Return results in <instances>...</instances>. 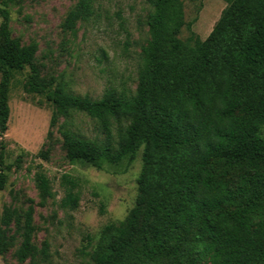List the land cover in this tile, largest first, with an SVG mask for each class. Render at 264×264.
Segmentation results:
<instances>
[{"label": "trees", "instance_id": "16d2710c", "mask_svg": "<svg viewBox=\"0 0 264 264\" xmlns=\"http://www.w3.org/2000/svg\"><path fill=\"white\" fill-rule=\"evenodd\" d=\"M22 1L0 0V192L25 156L8 163L3 135L12 81L26 71L23 91L51 107L36 158L48 161L53 128L71 164L126 169L140 149L133 206L103 226L87 260L69 264H264V0H223L204 40L185 22L182 0H142L148 40L135 88H107L98 99L42 74L37 44H22L10 28L9 9ZM94 14V0H76L60 28L74 33ZM76 114L101 136L79 135ZM33 182L43 207L53 192L40 166ZM60 186L59 207L76 209L77 182L63 174ZM26 203L1 209L0 256L12 250L17 262L38 264L49 246L34 243V201Z\"/></svg>", "mask_w": 264, "mask_h": 264}, {"label": "rangeland", "instance_id": "374dc122", "mask_svg": "<svg viewBox=\"0 0 264 264\" xmlns=\"http://www.w3.org/2000/svg\"><path fill=\"white\" fill-rule=\"evenodd\" d=\"M95 14L76 26L74 33L63 32L60 23L76 0H23L11 6L12 35L22 44H37L36 63L42 74L60 76L76 95L98 99L107 88L133 91L141 61V48L148 40L145 16L149 7L142 0H94ZM185 22L201 40L210 32L221 10L223 0H182ZM189 35L183 27L179 37ZM26 72V71H25ZM24 72V73H25ZM24 73L12 81L8 107L6 161L12 162L21 151L25 153L22 168L9 176L0 192V212L4 205H27L34 201L36 228L34 243L48 242V258L38 264H69L87 260L108 223L122 220L136 197V177L140 170V149L126 169L97 170L71 164L64 158L60 138L52 129L53 147L48 161L35 157L46 142L51 107L44 98L23 91ZM74 130L86 138L100 137L97 125L82 114L73 117ZM40 166L50 180L53 198L45 206L37 205L33 182L35 168ZM66 174L78 184L80 200L74 210L59 207L63 195L60 176ZM12 250L0 256V264H21ZM26 261L24 264H27Z\"/></svg>", "mask_w": 264, "mask_h": 264}]
</instances>
